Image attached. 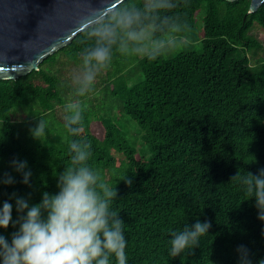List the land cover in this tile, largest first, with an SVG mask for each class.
Here are the masks:
<instances>
[{"label":"trees","instance_id":"obj_1","mask_svg":"<svg viewBox=\"0 0 264 264\" xmlns=\"http://www.w3.org/2000/svg\"><path fill=\"white\" fill-rule=\"evenodd\" d=\"M204 3L200 52L140 59L143 80L112 85L117 109L95 120L82 111L81 132L75 136L54 119L59 108H67L57 67L62 56L82 62L90 28L45 59L38 71L0 81V176L8 172L16 180L13 186L0 185V204L14 191L25 198L31 193L30 204L39 203L43 191L55 193V176L71 165L70 144L76 140L91 145L90 166L117 186L112 208L125 221L128 264H237L241 245L254 261L264 257V222L240 183L231 179L264 167V58L255 66L250 60L264 52L252 35L256 25L264 30V4L249 13L251 0H181L174 10L181 29L192 28ZM122 117L143 129L146 149L130 142ZM41 118L48 127L43 142L29 132ZM14 158L28 162L32 187L20 183L22 175L10 167ZM128 177L131 187L124 182ZM197 219L212 223L209 233L198 246L170 257V230ZM12 231L11 226L0 229L5 235Z\"/></svg>","mask_w":264,"mask_h":264},{"label":"clouds","instance_id":"obj_2","mask_svg":"<svg viewBox=\"0 0 264 264\" xmlns=\"http://www.w3.org/2000/svg\"><path fill=\"white\" fill-rule=\"evenodd\" d=\"M180 2L124 0L120 7L91 25L87 33L91 44L81 52L82 70L73 76L76 95L83 97L94 90L98 77L111 67L116 55L156 60L177 49L175 33L181 25L174 10ZM65 111L69 114L64 117V127L75 136L81 132L82 106L74 102ZM47 129L41 118L29 132L33 140L43 142ZM90 148L87 143L71 142V165L57 171V191H43L39 203H29L31 193L25 198L14 191L0 204V229H14L9 235L0 232V264H128L125 221L112 208L118 189L90 166ZM10 167L22 175L20 183L32 187L33 173L26 160L14 158ZM231 179L240 183L257 210V219L264 222V167L256 173H237ZM124 182L129 187L133 183L129 177ZM14 184L12 174L0 176V185ZM211 227L210 221L197 219L194 224L170 230L168 255L176 258L198 246ZM236 251L237 264H264V257L254 261L245 245Z\"/></svg>","mask_w":264,"mask_h":264},{"label":"water","instance_id":"obj_3","mask_svg":"<svg viewBox=\"0 0 264 264\" xmlns=\"http://www.w3.org/2000/svg\"><path fill=\"white\" fill-rule=\"evenodd\" d=\"M234 2L237 0H227ZM124 0H0V81L16 80L69 46ZM264 0H251L255 13Z\"/></svg>","mask_w":264,"mask_h":264},{"label":"rangeland","instance_id":"obj_4","mask_svg":"<svg viewBox=\"0 0 264 264\" xmlns=\"http://www.w3.org/2000/svg\"><path fill=\"white\" fill-rule=\"evenodd\" d=\"M207 11V4L204 3L196 12L192 28L181 29L178 33H175L178 48L163 55L162 57L164 59H170L182 51L193 50L200 52ZM252 35L264 44V30L261 27L256 25V29L252 32ZM259 58H264V52H261L257 56H250L251 65L255 66ZM140 59L142 58L121 57L116 55L111 67L98 77L95 89L87 93L85 96L79 97L76 95L77 85L73 83V76L82 70V62L79 64L70 63L69 60L62 56L59 59V65L57 68L61 85L65 88L63 94L67 100V107L71 106L74 102H78L82 106V111L87 110L93 120L104 115L108 111V113H112L110 109L112 107L117 109V104H115L111 97V86L121 82H126L129 86H134L141 82L143 76L137 69ZM118 72L121 74L117 76L116 74H118ZM110 78L113 79L109 80ZM103 84L106 88H104ZM58 110V118L56 117L54 119L63 126L65 123L64 117L69 113L61 108ZM120 120L130 142H132L139 151L146 149L141 140L144 131L139 124L129 117H122Z\"/></svg>","mask_w":264,"mask_h":264}]
</instances>
